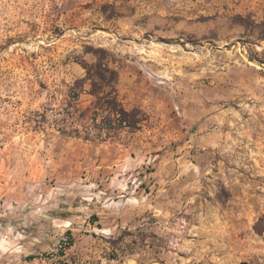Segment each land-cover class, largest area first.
<instances>
[{
    "label": "rangeland",
    "instance_id": "obj_1",
    "mask_svg": "<svg viewBox=\"0 0 264 264\" xmlns=\"http://www.w3.org/2000/svg\"><path fill=\"white\" fill-rule=\"evenodd\" d=\"M101 58L148 121L87 140ZM263 215L264 0H0V264H264Z\"/></svg>",
    "mask_w": 264,
    "mask_h": 264
},
{
    "label": "trees",
    "instance_id": "obj_2",
    "mask_svg": "<svg viewBox=\"0 0 264 264\" xmlns=\"http://www.w3.org/2000/svg\"><path fill=\"white\" fill-rule=\"evenodd\" d=\"M83 68L87 73L84 81L91 82V95L96 98L85 139L104 140V137H111L114 132L120 130L129 129L132 132L141 130L148 121V116L138 109L128 111L119 99L118 70L109 62H105V58L99 59L96 63L84 64ZM98 117H101L100 122ZM74 130L80 134L78 129ZM254 228L259 235L264 234V215L258 219Z\"/></svg>",
    "mask_w": 264,
    "mask_h": 264
}]
</instances>
